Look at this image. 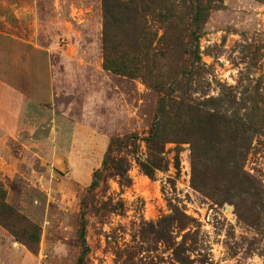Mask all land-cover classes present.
I'll return each instance as SVG.
<instances>
[{
  "label": "rangeland",
  "instance_id": "rangeland-1",
  "mask_svg": "<svg viewBox=\"0 0 264 264\" xmlns=\"http://www.w3.org/2000/svg\"><path fill=\"white\" fill-rule=\"evenodd\" d=\"M145 18L163 45L115 36L113 49L139 68L126 77L102 68L100 0H0V264H76L80 211L82 264H122L139 224L173 208L198 223L213 264H264V204L239 195L244 211L260 212L251 227L193 188L190 142L164 143L160 167L141 170L161 96L216 109L210 100L230 89L219 110L255 128L243 170L264 187V0H162ZM39 71L50 85L35 98ZM129 134L114 151L128 183L106 174L87 191L109 142Z\"/></svg>",
  "mask_w": 264,
  "mask_h": 264
},
{
  "label": "trees",
  "instance_id": "trees-1",
  "mask_svg": "<svg viewBox=\"0 0 264 264\" xmlns=\"http://www.w3.org/2000/svg\"><path fill=\"white\" fill-rule=\"evenodd\" d=\"M102 14V68L111 73L130 77L139 68L124 61L125 54L113 49L114 38L119 36L134 47L139 38L150 36L154 40L156 33L149 32L146 14L154 13L162 0H100ZM161 16V15H158ZM165 33L155 39V46L163 45ZM151 41V42H152ZM122 50V49H121ZM156 87V83L150 85ZM220 93L215 102L216 109L205 106L175 102L161 96L155 108L150 129L142 140L151 159L141 165V170L150 176L160 167L162 146L166 142L188 141L191 146L190 184L193 188L227 201L233 207L238 219L256 227L264 204V187L261 180L243 170V161L251 146V138L245 133H253L255 128L242 122L233 111L220 109L221 103H228L230 89ZM226 93V94H225ZM165 103L167 109H165ZM136 138L129 134L120 139L111 140L105 150L98 168L91 173V190L99 185L104 175L117 178L118 185L128 183L126 175L128 161L114 155V151ZM154 157V160H153ZM156 159V160H155ZM240 194L249 195L259 211L241 207ZM258 208V207H257ZM259 213V214H258ZM83 214L79 212L78 240L81 246L76 264H82L87 246L84 241ZM27 249L30 243L21 241ZM138 243L124 253L122 264H213L208 251H204V238L199 225L178 208L158 217L153 222H141L137 229ZM162 248L165 258L148 257L150 251ZM142 254H147L146 256ZM135 260V261H134Z\"/></svg>",
  "mask_w": 264,
  "mask_h": 264
},
{
  "label": "crops",
  "instance_id": "crops-1",
  "mask_svg": "<svg viewBox=\"0 0 264 264\" xmlns=\"http://www.w3.org/2000/svg\"><path fill=\"white\" fill-rule=\"evenodd\" d=\"M37 78L34 77L33 81H30V91H32V95L37 98H41L46 90H48L50 85V74L46 72L45 76L41 71H39Z\"/></svg>",
  "mask_w": 264,
  "mask_h": 264
}]
</instances>
